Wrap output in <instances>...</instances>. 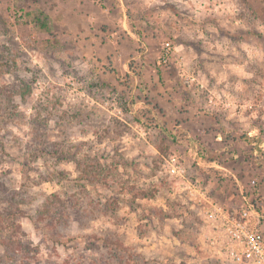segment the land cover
I'll return each instance as SVG.
<instances>
[{"label": "rangeland", "instance_id": "obj_1", "mask_svg": "<svg viewBox=\"0 0 264 264\" xmlns=\"http://www.w3.org/2000/svg\"><path fill=\"white\" fill-rule=\"evenodd\" d=\"M172 156L264 234V0H0V264H227Z\"/></svg>", "mask_w": 264, "mask_h": 264}, {"label": "built area", "instance_id": "obj_2", "mask_svg": "<svg viewBox=\"0 0 264 264\" xmlns=\"http://www.w3.org/2000/svg\"><path fill=\"white\" fill-rule=\"evenodd\" d=\"M163 61L168 56L166 44ZM166 173L182 180V192L198 209L199 236L212 255L227 264H264V234L259 230V219L254 208H226L218 205L208 191L186 178V169L175 156L165 165Z\"/></svg>", "mask_w": 264, "mask_h": 264}, {"label": "crops", "instance_id": "obj_3", "mask_svg": "<svg viewBox=\"0 0 264 264\" xmlns=\"http://www.w3.org/2000/svg\"><path fill=\"white\" fill-rule=\"evenodd\" d=\"M215 134H216V133H215ZM217 138H218L217 135H215V139H217ZM206 186H207V185H206ZM207 187L210 188L209 186H207ZM225 198H226V197H225ZM226 199H229V198L227 197ZM186 248H189V247L186 246ZM188 250H189V249H187V250L185 249V251L189 253L190 251H188ZM161 256L163 257V255H161ZM190 257H191V256H190Z\"/></svg>", "mask_w": 264, "mask_h": 264}, {"label": "trees", "instance_id": "obj_4", "mask_svg": "<svg viewBox=\"0 0 264 264\" xmlns=\"http://www.w3.org/2000/svg\"><path fill=\"white\" fill-rule=\"evenodd\" d=\"M205 159H208V161L209 162H211L212 161V159L208 156V155H205V156H203Z\"/></svg>", "mask_w": 264, "mask_h": 264}]
</instances>
